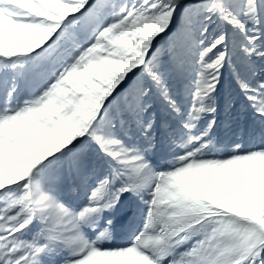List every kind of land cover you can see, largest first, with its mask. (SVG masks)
Masks as SVG:
<instances>
[{
  "label": "snow or ice",
  "instance_id": "1",
  "mask_svg": "<svg viewBox=\"0 0 264 264\" xmlns=\"http://www.w3.org/2000/svg\"><path fill=\"white\" fill-rule=\"evenodd\" d=\"M174 27L166 67L158 45ZM257 60L264 0H0V264H264ZM226 69L258 118L259 146L220 145L215 118L203 123ZM170 72L186 78L183 99ZM30 76L42 83L22 95ZM153 96L166 114L160 160L149 155L161 131ZM133 123L142 144L128 139ZM66 170L94 176L81 204L63 194ZM126 198L142 208L117 243L118 223L133 229L113 211Z\"/></svg>",
  "mask_w": 264,
  "mask_h": 264
},
{
  "label": "rangeland",
  "instance_id": "2",
  "mask_svg": "<svg viewBox=\"0 0 264 264\" xmlns=\"http://www.w3.org/2000/svg\"><path fill=\"white\" fill-rule=\"evenodd\" d=\"M185 2L194 3L196 0H185ZM176 32V27L171 30V33L160 41L158 47L161 52V59L166 67H169L171 57L174 50L178 49L179 44L173 35ZM261 62L256 61L257 69ZM42 80L37 76H30L25 80H22L19 84V89L22 95H28L35 92L40 87ZM131 82L125 85V88L129 87ZM186 78L179 72H170L169 85L172 94L179 96L183 99L186 91ZM0 94H2V86H0ZM231 101V106H228V102ZM123 102L121 98L120 103ZM150 102L153 104V109L156 114L158 124L161 125V131L156 135L157 148L155 153H149L154 160H160L161 157L169 154V150L166 142H164L163 128L167 127L162 121L165 118V112L163 106L158 97H151ZM216 113L213 117L209 114L205 117L203 123L206 124L209 120L215 118V126L211 130V136L215 142L220 145L230 144L235 141L242 142L245 147L259 146L261 142L260 124L258 118L254 116L251 109L247 107V102L240 93L239 88L236 86L235 81L232 78L231 72L225 70L221 80V86L219 88L217 100H216ZM151 113L146 114L147 118ZM130 142H136L142 144L144 142L142 134L136 128L135 124H131L130 136L128 137ZM227 153L222 150H217L214 155L221 156ZM88 168L92 169L96 175L102 174L106 169L102 161L98 160L95 156L89 161ZM94 180V176L84 177L82 173H77L75 170L68 172L63 181L64 196L70 199L74 204H81L85 200V193ZM132 207V208H131ZM142 205L135 199H124L121 201V206L113 210L118 221L125 220L132 222L133 229L127 227H121L120 223L117 224L115 234L120 242L127 241L131 234V230H134L136 223L139 220V213ZM124 211V212H123ZM122 212V213H121ZM129 213V214H128ZM111 214V213H110ZM120 235V236H119ZM115 237V238H116Z\"/></svg>",
  "mask_w": 264,
  "mask_h": 264
},
{
  "label": "bare ground",
  "instance_id": "3",
  "mask_svg": "<svg viewBox=\"0 0 264 264\" xmlns=\"http://www.w3.org/2000/svg\"><path fill=\"white\" fill-rule=\"evenodd\" d=\"M132 208V207H131ZM124 212V211H123ZM122 213V212H121ZM129 214V213H128ZM121 221V220H120ZM125 221V220H124ZM117 229V228H116ZM117 235L115 234V237H116ZM120 236V235H119ZM117 239V237L115 238V242H120V239L118 238V240H116ZM123 242H125V240L123 241Z\"/></svg>",
  "mask_w": 264,
  "mask_h": 264
}]
</instances>
